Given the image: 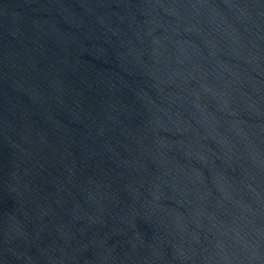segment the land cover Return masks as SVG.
<instances>
[{"label":"water","instance_id":"95a60500","mask_svg":"<svg viewBox=\"0 0 264 264\" xmlns=\"http://www.w3.org/2000/svg\"><path fill=\"white\" fill-rule=\"evenodd\" d=\"M0 264H264V0H0Z\"/></svg>","mask_w":264,"mask_h":264}]
</instances>
